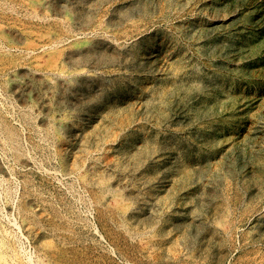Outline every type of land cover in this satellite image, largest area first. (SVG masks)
Instances as JSON below:
<instances>
[{
	"label": "rangeland",
	"instance_id": "rangeland-1",
	"mask_svg": "<svg viewBox=\"0 0 264 264\" xmlns=\"http://www.w3.org/2000/svg\"><path fill=\"white\" fill-rule=\"evenodd\" d=\"M0 30L6 251L264 264V0H0Z\"/></svg>",
	"mask_w": 264,
	"mask_h": 264
},
{
	"label": "bare ground",
	"instance_id": "bare-ground-1",
	"mask_svg": "<svg viewBox=\"0 0 264 264\" xmlns=\"http://www.w3.org/2000/svg\"><path fill=\"white\" fill-rule=\"evenodd\" d=\"M0 37H2L5 40L8 39V36L5 35V31L4 30H0ZM51 63H53V62H51ZM60 77H65V75L62 74V75H60ZM45 81L48 83V80L47 79ZM49 104H50V102H49V99H48L47 102H46V106L49 107ZM46 109L48 111L50 110L47 107H46ZM63 115L64 114L52 115V116H50V119L52 120L53 123H55L54 121H56V118L57 117H61ZM51 132L57 138V140H61L60 139V130H59L58 127H56V125H53L52 124V126H51ZM78 167H79L78 164L73 163V164H71L69 166V169L71 171H75V170L78 169ZM106 179H105L104 175H99L97 179H94V183L97 184L100 187L101 190L108 192V194L110 195V197L113 200V207H114L115 211L120 216H124L126 214L127 210H128V205H127L126 202H124V200L122 198V194L120 192L110 189V187H109V185H110L109 183L110 182L108 183V181H107V180H110V179L109 178L107 180ZM86 181H87V179H86ZM121 222H122V225L125 226V223L123 222V220ZM24 225L26 226V229H27L28 233L34 235L33 234L34 233L33 227H31L28 222H24ZM40 245L43 246V247H45L46 246V243H42L41 242ZM0 264H24V260L14 250H12L10 252L6 251L4 249V247H3V242L0 241Z\"/></svg>",
	"mask_w": 264,
	"mask_h": 264
}]
</instances>
